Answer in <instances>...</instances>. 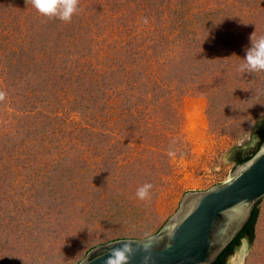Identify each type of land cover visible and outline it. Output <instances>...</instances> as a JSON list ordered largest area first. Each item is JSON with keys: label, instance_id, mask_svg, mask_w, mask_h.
Returning <instances> with one entry per match:
<instances>
[{"label": "rangeland", "instance_id": "1", "mask_svg": "<svg viewBox=\"0 0 264 264\" xmlns=\"http://www.w3.org/2000/svg\"><path fill=\"white\" fill-rule=\"evenodd\" d=\"M79 8L64 23L0 0V264H78L153 235L187 192L230 177L236 148L257 144L264 72L235 69L264 35V0ZM144 183L150 202L135 196ZM241 245L227 264H264V199Z\"/></svg>", "mask_w": 264, "mask_h": 264}, {"label": "water", "instance_id": "2", "mask_svg": "<svg viewBox=\"0 0 264 264\" xmlns=\"http://www.w3.org/2000/svg\"><path fill=\"white\" fill-rule=\"evenodd\" d=\"M264 199V141L248 161L235 166L230 177L203 191L187 192L177 211L152 236L149 264H213L249 223L253 210ZM131 241L117 239L90 249L78 264H105L109 252ZM241 253L247 245L241 241ZM143 252L130 264H143Z\"/></svg>", "mask_w": 264, "mask_h": 264}, {"label": "clouds", "instance_id": "3", "mask_svg": "<svg viewBox=\"0 0 264 264\" xmlns=\"http://www.w3.org/2000/svg\"><path fill=\"white\" fill-rule=\"evenodd\" d=\"M79 3L80 0H26L27 6L31 5L42 17L48 19L55 18L64 23H71L73 16L79 13ZM144 23H147L146 19ZM249 40L251 46L245 49V58L241 59L243 63L239 64L235 70L239 73L250 74L264 72V35L257 36L256 30L250 35ZM6 95L5 91L0 90V102L5 100ZM167 155L175 157L176 150L170 148ZM152 189L153 185L151 183H144L137 188L135 196L140 201L150 202L152 199ZM154 239L150 232H145L142 248L133 247L131 241L123 243L121 247L114 248L109 252L105 264H130L131 260L141 252L144 254L143 264H149L152 260L151 246ZM243 239H246L248 243L247 238Z\"/></svg>", "mask_w": 264, "mask_h": 264}, {"label": "trees", "instance_id": "4", "mask_svg": "<svg viewBox=\"0 0 264 264\" xmlns=\"http://www.w3.org/2000/svg\"><path fill=\"white\" fill-rule=\"evenodd\" d=\"M144 52V56L147 54ZM150 62V61H148ZM252 140H256V145L253 147H238L232 154L231 160L235 163V166L243 164L249 159H251L260 149L264 141V117L258 120L255 125V131L251 134ZM259 205L255 207L252 213V217L245 228L240 232V234L235 238V240L225 249L218 259L213 264H227V260L230 255L234 254L235 249L241 244L243 238H247L250 244H253L255 238V225L259 216Z\"/></svg>", "mask_w": 264, "mask_h": 264}, {"label": "crops", "instance_id": "5", "mask_svg": "<svg viewBox=\"0 0 264 264\" xmlns=\"http://www.w3.org/2000/svg\"><path fill=\"white\" fill-rule=\"evenodd\" d=\"M260 224V223H259Z\"/></svg>", "mask_w": 264, "mask_h": 264}]
</instances>
